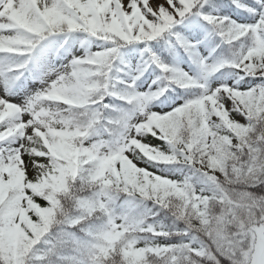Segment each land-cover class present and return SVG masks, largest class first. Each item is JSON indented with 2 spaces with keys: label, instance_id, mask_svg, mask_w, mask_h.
I'll list each match as a JSON object with an SVG mask.
<instances>
[{
  "label": "snow or ice",
  "instance_id": "1",
  "mask_svg": "<svg viewBox=\"0 0 264 264\" xmlns=\"http://www.w3.org/2000/svg\"><path fill=\"white\" fill-rule=\"evenodd\" d=\"M0 264H264V0H0Z\"/></svg>",
  "mask_w": 264,
  "mask_h": 264
}]
</instances>
